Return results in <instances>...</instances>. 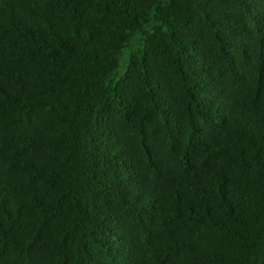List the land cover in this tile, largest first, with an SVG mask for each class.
Instances as JSON below:
<instances>
[{"label": "trees", "instance_id": "obj_1", "mask_svg": "<svg viewBox=\"0 0 264 264\" xmlns=\"http://www.w3.org/2000/svg\"><path fill=\"white\" fill-rule=\"evenodd\" d=\"M0 264H264V0H0Z\"/></svg>", "mask_w": 264, "mask_h": 264}, {"label": "rangeland", "instance_id": "obj_2", "mask_svg": "<svg viewBox=\"0 0 264 264\" xmlns=\"http://www.w3.org/2000/svg\"><path fill=\"white\" fill-rule=\"evenodd\" d=\"M126 53H127V50L123 52L122 54V57H121V63L124 65V61L126 59Z\"/></svg>", "mask_w": 264, "mask_h": 264}]
</instances>
